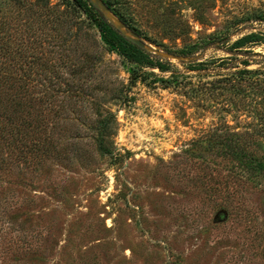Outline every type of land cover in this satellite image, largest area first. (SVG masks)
Wrapping results in <instances>:
<instances>
[{"label": "rangeland", "instance_id": "374dc122", "mask_svg": "<svg viewBox=\"0 0 264 264\" xmlns=\"http://www.w3.org/2000/svg\"><path fill=\"white\" fill-rule=\"evenodd\" d=\"M131 2L144 48L175 65L179 82L197 81L189 62L227 57L226 41L264 37V23L242 20L264 10V0H210L198 10L192 0ZM77 17L84 29L77 53L95 55L91 96L110 114L105 151L90 139L92 109L77 103L55 131L66 136L60 157L3 167L0 264H264V135L253 133L241 96L210 109L182 89L133 80L131 66ZM169 17L185 26L177 39L166 35ZM184 44L195 45L190 58L164 53ZM253 51L264 57V45ZM215 127L249 142L255 160L224 155L223 141L210 137Z\"/></svg>", "mask_w": 264, "mask_h": 264}, {"label": "trees", "instance_id": "16d2710c", "mask_svg": "<svg viewBox=\"0 0 264 264\" xmlns=\"http://www.w3.org/2000/svg\"><path fill=\"white\" fill-rule=\"evenodd\" d=\"M209 1L192 0V5L198 10ZM100 2L127 32L147 37L131 0ZM78 14L96 29L107 50L131 66L133 80L152 79L153 83L182 89L194 103L210 109H218L216 101L221 97L220 101L231 103L232 98L241 96L243 107L252 113L253 133L264 135V109L259 108L264 102V69H248L252 63L264 65V57L253 51L264 45L260 33L249 32L231 44L226 41L229 55L211 62L217 64L214 68L206 61L189 62L186 70L195 73L197 81L185 76L181 78L185 82H179L181 75L175 65L126 37L91 0H66L61 5H52L49 0H0V174L11 159L37 165L60 157L59 144L66 136L55 131L77 103L92 109L90 139L96 151H105L110 114L91 96L96 89L91 84L95 55L77 53L84 32ZM167 19L168 38L177 39L185 33L180 19ZM242 20L264 23V10L246 13ZM194 48L184 44L181 49L164 53L186 59ZM213 69L220 70L209 75ZM212 136L223 141L219 149L229 158L255 160L248 150L250 143L240 136L216 127ZM256 167L252 165L251 170Z\"/></svg>", "mask_w": 264, "mask_h": 264}, {"label": "water", "instance_id": "95a60500", "mask_svg": "<svg viewBox=\"0 0 264 264\" xmlns=\"http://www.w3.org/2000/svg\"><path fill=\"white\" fill-rule=\"evenodd\" d=\"M92 1V0H91ZM99 2V6H97L93 1L92 3L98 8L100 9V11L103 12V14L105 15V17L117 28L119 29L126 37L130 38L131 40H133L137 45H141L144 47L143 42L134 34L127 32L126 29L119 23V21L109 12L105 9V7L102 5V3L100 2V0H98ZM107 12L109 14V16L113 17L117 23L119 24V26H116L109 17H107V15L104 13ZM126 33H128L129 35H127Z\"/></svg>", "mask_w": 264, "mask_h": 264}, {"label": "bare ground", "instance_id": "6f19581e", "mask_svg": "<svg viewBox=\"0 0 264 264\" xmlns=\"http://www.w3.org/2000/svg\"><path fill=\"white\" fill-rule=\"evenodd\" d=\"M94 1H96V2H98V0H94ZM97 5V4H96ZM113 18V17H112ZM114 19V18H113ZM115 20V19H114ZM116 21V20H115ZM117 22V21H116ZM119 25V24H118ZM128 35V34H127Z\"/></svg>", "mask_w": 264, "mask_h": 264}]
</instances>
